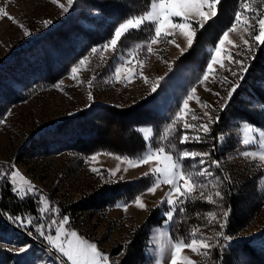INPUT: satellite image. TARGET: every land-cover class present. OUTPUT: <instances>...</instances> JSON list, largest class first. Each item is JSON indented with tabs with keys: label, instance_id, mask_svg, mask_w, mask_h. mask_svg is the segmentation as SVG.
I'll list each match as a JSON object with an SVG mask.
<instances>
[{
	"label": "rangeland",
	"instance_id": "1",
	"mask_svg": "<svg viewBox=\"0 0 264 264\" xmlns=\"http://www.w3.org/2000/svg\"><path fill=\"white\" fill-rule=\"evenodd\" d=\"M58 2L66 5V0ZM248 2L258 10L250 15L257 19L264 15V0ZM0 7H4L18 24H23L32 33L26 37L18 24L0 18V116L5 118V123L0 124V173L9 171L10 166L15 165L39 193L49 198L50 211L39 222L47 224L50 218L58 220L61 214L68 216L70 222L67 227L90 242L97 243L99 249L109 255L110 264H124L127 254L125 244L130 241L134 230L151 214L153 223L143 228L141 252L132 264H154L162 255L164 264H169L170 254L166 247L168 238L181 233L186 235L196 226L214 242L218 240L220 244H227L228 241L223 237L216 236L220 231L219 225L215 221L209 224L206 216L207 211H212L218 218H222V212L229 210L225 207V199L220 206L210 205L203 199L189 201L187 205L205 203V210L199 215L180 214L172 224L163 223L165 206L161 200L165 198L168 186H162L155 195L142 196L147 210H139L134 204H129L127 212L117 208V203L131 201L135 194L148 186L150 180L144 173L149 172V167L143 165L129 168L126 162L115 158L125 155L99 149L96 143L91 142H97L104 135L113 136L114 132L128 137L134 131L142 139L143 133L137 129L144 126H151L163 134L164 126L193 86L197 88V96L201 101L218 110L223 101L213 93L226 95L225 89L229 85L223 81L225 78L234 80L231 72L217 65L214 66V78L210 77L204 84L198 81L209 48L230 26L235 11L239 10L238 0L229 7L230 19H227L226 28L218 36L212 32L202 37L201 50L196 58L180 61L181 55L174 46H154L158 56L147 57L142 71L150 81L165 77L159 95H149L150 85L139 77L127 86L114 82V77L109 75L111 70L107 67L116 62L110 52L103 53L105 61L90 55L92 65L79 73L84 83L77 85L70 78V68L81 57L89 54L90 47L106 40L113 24L126 13L142 10L141 0H76L67 14H62L61 9L52 4L51 0H0ZM48 19L53 23L45 28L43 22ZM251 22L255 24L256 20ZM175 39L182 47L186 43L180 36ZM229 39L239 48L226 44V49L250 65L246 78L240 82L241 87L234 94L233 102L225 111L220 112L222 122L211 126L212 134L206 142L178 147L213 152L215 143L219 148L213 155L220 159L223 169L232 178V184L228 185L225 181L222 189L227 193V199L235 203L236 214V219L232 218L235 226L232 232L228 233V223L223 229L228 236L233 237L232 246L224 255V264H237L238 257L247 258L241 250L244 241L264 258V176L258 174L264 170V163L258 160L253 162L251 158L245 160L233 150V146L238 147V141L242 139L240 126L243 123L264 130V75L251 76V64L262 45L253 44L252 52L248 53L243 40L249 39V32L242 28L230 32ZM135 41V36L129 37L125 47L134 46ZM249 42L253 43L251 40ZM244 53L249 58H245L242 55ZM164 61L172 63L171 71ZM232 67L237 66L233 64ZM93 75L97 78L91 89L94 101H89L87 81ZM106 79L113 82L105 83ZM61 80L63 84L58 89L55 85ZM205 87L212 91H206ZM126 110H131L129 115L138 111L142 113L134 114L135 120H123L121 131L115 129L110 120L119 119L120 122L122 114L116 119L117 112ZM207 110L194 98L190 101V112L194 111L201 119L192 120L191 114L186 119L197 125L207 123L203 115ZM9 111L11 115H7ZM252 119L257 124H252ZM213 135L223 136L224 139L214 141ZM142 141L143 146L133 148L128 157H136L145 148V141ZM157 142L158 136H154L153 143ZM96 153L113 155H100L98 163L87 159ZM93 167L98 168L99 172H92ZM117 167L120 171L111 176L110 171H115ZM126 168L128 170L125 172ZM1 180L0 186H3ZM211 190L210 182L206 191L211 194ZM8 193L9 202H5L6 208L0 206V209L6 213L31 214L25 204L20 205L22 202L15 199L10 191ZM4 194L7 195L6 192L1 195ZM197 195L193 193V196ZM35 199L32 197L23 202L27 205V201L33 203ZM33 205L35 210L32 215L35 216L39 208ZM176 230L179 234H176ZM161 233L164 235L161 236ZM25 243L32 245L27 254L17 255L9 249V245L18 247ZM213 252L214 249L210 257L197 256L190 250H185L184 254L196 264H216L212 258ZM54 261L59 264L48 247L33 242L5 217L0 216V264H53Z\"/></svg>",
	"mask_w": 264,
	"mask_h": 264
},
{
	"label": "snow or ice",
	"instance_id": "2",
	"mask_svg": "<svg viewBox=\"0 0 264 264\" xmlns=\"http://www.w3.org/2000/svg\"><path fill=\"white\" fill-rule=\"evenodd\" d=\"M76 0H66L60 3L58 0H51V3L61 9L62 14L69 13L73 8ZM221 0H141L142 10L135 13H126L121 19L109 29L106 40L100 44L90 47L89 54L81 57L74 66L70 68V78L77 85L84 83L79 78L82 69H89L92 65L90 55L98 57L99 61H105L106 57L103 53H112L114 64H108L111 70L109 75L114 77V82L123 83L125 86L134 83L137 77L143 80L145 84L150 85L149 95H159L162 90V82L164 76L150 81L149 77L143 75V68L147 57L157 55L154 46L161 44L172 45L179 50L181 56L186 51L192 49L197 33L204 29L205 24L218 14V5ZM238 9L235 11L234 20L230 26L225 29L218 37L217 42L208 50V55L203 64L202 76L199 78V84H204L210 77H215L216 69L219 66L231 72L234 80L224 79L223 83L228 84L225 89L226 95L221 96L219 92L213 94L222 100L219 109H214L207 103L200 100L197 96V88L191 87L183 98L181 105L177 106L172 118L164 126L163 134H159L151 126H144L137 129L142 132V139L145 141V148L136 156H116L117 160L126 162L129 168H135L148 165L149 172H145L144 176L148 177L150 183L139 194H135L131 201L117 203V208H122L127 212L129 204L139 210H147V205L143 202L142 196L145 194L155 195L162 186H168V192L165 198L161 200L164 205L163 223L172 224L176 217L185 214L188 209L186 205L189 201L206 200L210 205L220 206L224 201L227 193L223 191L222 185L227 181L228 185L232 184V178L226 173L222 167L220 159L214 157L213 152L219 151L216 144H213V152L196 150L190 147L180 148L179 145H190L192 143L203 144L212 134V125L221 123L220 112L225 111L233 102L234 94L241 87V81H244L249 71L250 65L245 59L237 58L232 52L226 49L227 45H233V41L229 39L230 32H236L242 28L249 32V39H244L243 43L248 49V53L253 50V44L264 45V15L256 16L251 13L258 12L257 9L250 6L248 0H238ZM102 11V9H101ZM0 18H7L13 24L18 21L12 17L4 7H0ZM256 20L253 24L251 21ZM44 27L47 28L53 23L51 19L45 20ZM23 30L24 36L31 35V31L23 24H18ZM136 37L134 46L125 47V41L129 37ZM180 36L186 42L182 47L177 43L175 37ZM253 43H250L249 41ZM239 48V45H233ZM247 57V54H242ZM227 61V63H225ZM168 64L169 71L172 69V63L164 61ZM236 65L233 68L232 65ZM97 66H99L97 64ZM96 76L93 75L87 81L88 100L94 101L93 92ZM113 82L106 79L105 83ZM63 84L61 80L55 85L60 88ZM206 91H212L205 87ZM196 99V102L204 109V117L207 123L201 122L199 125L189 123L186 116L191 114L192 120H200L194 111L190 112V101ZM91 105H89L90 107ZM7 115H11L9 111ZM5 123V118L0 116V124ZM243 133L242 139L238 141L239 146H233V150L238 155L251 161H259L264 163V130L245 122L241 126ZM158 136V142L153 143V137ZM214 141L223 140L224 137L212 136ZM113 155L112 153H96L87 159L92 162H99L100 155ZM189 161L190 163H185ZM215 169V170H213ZM128 169H124L126 172ZM91 171L98 173L99 169L91 168ZM120 171L119 167L115 171H110L111 176H115ZM259 175L264 176V170ZM0 179H3L5 185L9 188L15 199L23 202L26 199L35 197L33 203L39 208V212L33 216L32 214H16L6 213L0 209V216L5 217L13 227L18 228L21 232L29 237H35L46 247L50 248L59 261V264H110L109 255L103 253L97 243L90 242L83 238L77 231L67 227L70 218L66 215H60V218L51 219L47 224L40 223L44 214L50 211L49 198L43 196L36 189L35 185L27 180L15 165L10 166L9 171L0 173ZM212 183L211 194L206 191L209 183ZM193 193H198L193 196ZM58 211V210H57ZM199 215V213H197ZM229 210L222 212V218H218L217 214L207 211L206 216L208 223L215 221L220 228L216 236L223 237L227 244L213 241L211 238L202 234L199 226L193 227L186 235L181 233L179 236H171L168 238L166 247L169 250V264H196V262L184 254L185 250L197 256L210 257L212 249H217L218 254L214 258L216 264H223V257L226 250L231 248L233 237L228 236L223 229L228 223ZM164 233H161L163 236ZM32 248L31 243H25L18 247L9 245L10 250H14L17 255L27 254ZM163 254V246L161 248ZM55 264V261L53 262ZM154 264H164L163 255ZM237 264H247L243 256L237 258Z\"/></svg>",
	"mask_w": 264,
	"mask_h": 264
},
{
	"label": "trees",
	"instance_id": "3",
	"mask_svg": "<svg viewBox=\"0 0 264 264\" xmlns=\"http://www.w3.org/2000/svg\"><path fill=\"white\" fill-rule=\"evenodd\" d=\"M234 2H235V0H221L220 4L218 5L217 16L211 18L205 24L204 29L200 30L197 33V36L195 38V42H194L192 49L186 51L183 56H180V58H179L180 61H185V60H190V59L196 58V56L199 54V52L201 50V40L203 39L202 37H204L205 35L212 33V32L216 36H218V34H220V32L224 28H226V26L228 25L227 19H230V16H229L230 13L228 14V12H230L229 7H231L232 3H234ZM254 59L255 60L251 64L252 65L251 69L253 72V73H251V76L256 77L259 74L264 75V45H262L261 47L258 48L257 55L255 56ZM251 86H253V83H251ZM129 112H131V110L117 112L118 114L117 115L115 114L116 119L120 118L119 115L122 114V116L120 118V122H119V119L117 121L115 119H111L110 120L111 126L114 125L115 129H119L121 131V128L124 126L123 120H125L126 118H130V119L135 120L136 118L133 116H135L136 114L142 113V112L138 111L135 113H130V115H129L128 114ZM147 120H149V119H147ZM249 120H251V119H249ZM250 122H252V124H257L253 119ZM117 135H119L121 137L120 138H119V136L116 137ZM91 143H96V145L98 146L99 149H106L108 151L117 152L118 154L125 155V156L131 155L133 148H136V147L141 148L143 146L142 139L134 131H131V134L128 137L122 136L118 132H114L113 136L104 135L103 137L98 139L97 142H91ZM1 182H3L2 183L3 186H0V190H1L0 195L2 193H5V192L7 195L4 194V195L0 196V206H1V208L2 207L6 208L5 202H9V201H7V199L9 197L8 192L10 190L5 185L3 180H1ZM225 200H226L225 207L228 208L230 211V215H229V219H228L229 222H228V226H227V229H229L228 233H230V232H232V230L235 227L234 221L232 220V218L236 219L235 203L234 202L231 203L230 201H232V200L227 199V196L225 197ZM19 204L20 205L25 204V206H27V208H28L27 211L30 212L31 214H33V212L35 210V206L33 205V203L27 201V205L25 202H22ZM205 206H206L205 203H197L196 205L195 204L186 205V208L188 209V211L186 213L187 214L190 213L189 216L196 214V213H201V212H203V210H205V208H204ZM152 215L153 214H151L149 217H147L145 219L144 223H142L139 227H137L134 230V232L131 235L130 241L127 244H125V250H127V252H126L127 254L123 260L124 264H132V262H135L136 259L139 257V254L141 252L140 249L142 248V241L144 238L143 228L146 227V225L148 223H153ZM187 217H188V215H187ZM187 223L190 224L188 221H187ZM192 224H194V223H192ZM177 233H178V230H176V234ZM241 250L243 252L242 254H244L247 257L246 259L251 264H264L263 255L262 256L260 254L257 255L254 252L252 246L248 242L244 241V243H242ZM217 254H218V250L214 249V252L212 253L213 260L217 256ZM224 261L225 260L223 257V264H224Z\"/></svg>",
	"mask_w": 264,
	"mask_h": 264
},
{
	"label": "water",
	"instance_id": "4",
	"mask_svg": "<svg viewBox=\"0 0 264 264\" xmlns=\"http://www.w3.org/2000/svg\"><path fill=\"white\" fill-rule=\"evenodd\" d=\"M22 233H23V232H22ZM28 237H29V236H28ZM29 239H31L33 242L39 244L40 246H43L44 248L46 247V246H44L42 243H40L39 241H37L36 239H34L33 237H29ZM48 250H49V251H52L50 248H48Z\"/></svg>",
	"mask_w": 264,
	"mask_h": 264
}]
</instances>
